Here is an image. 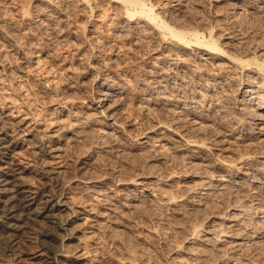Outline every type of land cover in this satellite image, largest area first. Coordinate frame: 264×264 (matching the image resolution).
I'll return each instance as SVG.
<instances>
[{
    "label": "rangeland",
    "instance_id": "obj_1",
    "mask_svg": "<svg viewBox=\"0 0 264 264\" xmlns=\"http://www.w3.org/2000/svg\"><path fill=\"white\" fill-rule=\"evenodd\" d=\"M147 1L264 60V0ZM262 101L255 64L120 0H0V163L17 168L0 199L61 197L75 230L53 242L77 264H264ZM35 212L1 231L0 264H45L58 227Z\"/></svg>",
    "mask_w": 264,
    "mask_h": 264
},
{
    "label": "bare ground",
    "instance_id": "obj_2",
    "mask_svg": "<svg viewBox=\"0 0 264 264\" xmlns=\"http://www.w3.org/2000/svg\"><path fill=\"white\" fill-rule=\"evenodd\" d=\"M120 1H122L125 4L127 16L135 17L139 15L144 18H147L159 29L164 31V33L166 34L168 33L172 38L178 41H184L186 42V44L194 43L199 46H205L206 48H209L211 50L215 49V51H220L222 53L227 54L232 59L236 60L239 63H242V65L244 64V66L246 65L248 66L249 64L252 63V65L254 64L256 65V68H259L261 69V71L262 70L264 71V60L260 58L259 55L257 57L256 53H253V56L251 55L243 56V55H237L233 53V51H230L227 48H225L224 45L227 42H221V39L213 34V30H214L213 27L215 25L210 26L209 31L199 27L200 25L193 28L190 26L191 29L190 28L188 29V27H184L185 25L181 26L177 22L173 21L172 20L173 18L170 20V18L166 17V15H163L161 14L160 11H157L156 4L154 2L151 3L148 2L147 0H120ZM263 102L264 101H262L261 103ZM0 140H1L0 143L1 145L2 143L5 144L7 143L6 141H8L5 136L0 138ZM190 141H200L201 142L200 144L203 145V143L206 140L204 141L202 139L201 140L192 139ZM9 150L10 148H8L7 145L5 146L3 145L2 147H0V154L4 155L5 157L10 156L8 152ZM16 169L17 168H15L14 165H12V163L9 162L8 160L0 163V193L5 192L4 186H6L7 184H13L12 178H14V175L17 172L15 171ZM222 180H225V178L221 177L219 179L220 183L222 182ZM14 187L16 189L13 190L14 192L13 195L7 196L6 199H0V233L1 231H4V232H9L12 235L13 232L18 230L19 224H21L20 222H23L27 215H29L33 211H37L35 212L37 213V216L39 214V216L41 217L49 218L48 220H50L52 224L55 223L59 230V231L57 230L56 236L54 233L50 232L46 234L44 241L42 240L45 243V247H48L49 249L50 247L52 248L51 251L48 252L47 255H45L46 256L45 264H77L75 260H73L70 251H65L64 246L60 247L61 245H65V244H60L57 248V245L55 246L53 242L54 238L58 237L61 240V242H63L65 239L72 238L74 235L73 230L75 229L71 230L72 229L71 227H73V225L68 224L67 221L69 220L67 218H65L66 219L65 223L60 221L57 224V221L55 220L56 214L65 209L66 202L65 201L62 202L61 197L58 198L59 196L55 195L54 193L51 194L52 192L41 193V192H37V190L34 191L32 188H30L27 185H20V184L19 185L14 184ZM33 205H36L37 207H39L38 205H40V207L36 210V208H33L34 207ZM65 224H68L69 226L65 227ZM196 226L198 228V225ZM53 247H56V249H54Z\"/></svg>",
    "mask_w": 264,
    "mask_h": 264
}]
</instances>
